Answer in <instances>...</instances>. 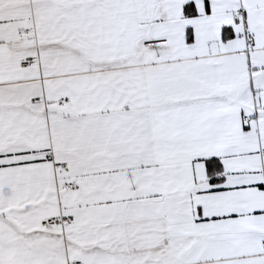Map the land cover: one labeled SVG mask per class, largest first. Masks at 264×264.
<instances>
[{
	"label": "snow or ice",
	"instance_id": "snow-or-ice-1",
	"mask_svg": "<svg viewBox=\"0 0 264 264\" xmlns=\"http://www.w3.org/2000/svg\"><path fill=\"white\" fill-rule=\"evenodd\" d=\"M0 264H264V0H0Z\"/></svg>",
	"mask_w": 264,
	"mask_h": 264
}]
</instances>
